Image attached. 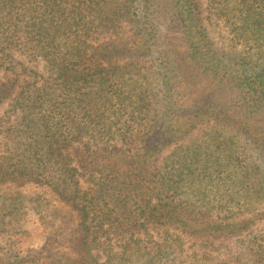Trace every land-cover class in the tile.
I'll list each match as a JSON object with an SVG mask.
<instances>
[{
    "label": "trees",
    "instance_id": "1",
    "mask_svg": "<svg viewBox=\"0 0 264 264\" xmlns=\"http://www.w3.org/2000/svg\"><path fill=\"white\" fill-rule=\"evenodd\" d=\"M207 6L235 53L201 0H0V70L17 49L47 67L38 86L0 82L13 116L0 186L50 192L45 243L0 251V264H222L186 240L223 242L264 219V0ZM124 24L129 38L96 43ZM135 57L152 58L153 81L118 64ZM246 251L264 264V233Z\"/></svg>",
    "mask_w": 264,
    "mask_h": 264
},
{
    "label": "rangeland",
    "instance_id": "2",
    "mask_svg": "<svg viewBox=\"0 0 264 264\" xmlns=\"http://www.w3.org/2000/svg\"><path fill=\"white\" fill-rule=\"evenodd\" d=\"M201 1L205 7L204 13L206 17H211L210 20L206 19V24H208L212 38L222 50L235 53L236 51L229 45L230 25L226 23V19L217 16L215 11L211 12L209 10L207 0ZM133 31L131 25L124 24L117 32L101 35L96 43H100L111 35V37L115 38L119 36L120 39L129 38L133 34ZM240 48H242V45L238 46L239 50H241ZM151 59V57H135L131 60L129 58H123V60L118 61V64L123 65L124 63L133 62V64L142 67L145 70L144 72L149 74L151 81H153ZM7 66L9 68L0 70V82L9 76L17 75L20 77L23 86H27L28 84L38 86L47 76V67L44 60L40 57L34 58L29 56L20 49H17L12 54L11 59L7 62ZM124 77L122 79L125 81H134L136 78V76L131 77L128 75H124ZM11 119H13V116H10V103L8 102L0 107V158L4 156L2 155L3 153L8 152L11 144L6 133V126ZM203 131V127L195 130L187 138V142H190L195 137L202 136ZM176 147L172 146L166 149L163 155L171 154ZM17 191L20 192L21 196L17 199H12V195ZM43 194L44 196H49V189L45 187L39 188L34 185H26L22 188L0 186V251L15 256L16 254L27 253L28 251L39 248L45 243L43 235V229L45 227L42 228L44 225L40 215L43 212L42 209L45 208L40 197ZM41 203L43 206H41ZM249 212L237 210V214H240L241 217L243 215L249 216ZM48 230H51V228H48ZM152 233V235L157 236L154 230ZM263 233L264 219L257 220L248 231L226 241L204 244L187 239L184 247L186 253L202 250L210 251L214 254L215 262L219 261L222 264H249V254L246 248L254 236ZM159 234L165 235L162 231ZM122 240L121 238H114L112 240L113 245L118 247L122 243Z\"/></svg>",
    "mask_w": 264,
    "mask_h": 264
}]
</instances>
